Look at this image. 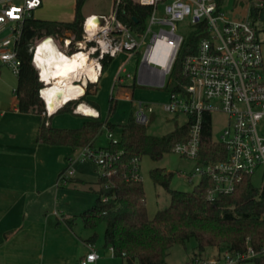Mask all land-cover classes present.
<instances>
[{
	"label": "built area",
	"instance_id": "2783aa9c",
	"mask_svg": "<svg viewBox=\"0 0 264 264\" xmlns=\"http://www.w3.org/2000/svg\"><path fill=\"white\" fill-rule=\"evenodd\" d=\"M122 1L115 0L114 9L108 15L85 16L82 38L74 43L70 37L63 39L65 51L51 37L42 42L51 40L57 49L68 56L84 53L89 61H95L94 79L84 76L83 80L74 81L77 85L82 84L84 90L98 84L105 74L103 60L110 58L111 65L120 56L125 58L117 66L111 92L113 98L115 93H122L124 100L133 101L137 85L167 90L169 101L164 104V111L185 115L189 127L187 141L177 143L172 152L195 163V171L188 177L191 183L196 178L199 182L207 179L211 183L207 190L209 201L214 202L219 196L233 194L244 179L252 180L257 174L261 177L260 188L264 189V55L256 23L248 19H228L219 10V0H138V4L150 8L151 13L146 18L144 28L135 31L119 17ZM42 5L43 0H23L20 5L0 1V62L16 77L21 66L16 48L23 25ZM187 19L191 20L192 31L198 32L199 39L194 53L182 60L181 74L184 81L176 84L171 76L187 40L177 32L176 24ZM38 46L31 50L34 65ZM71 46L75 52L69 54L67 50ZM136 54H140V61L137 75L133 76L127 66ZM36 69L43 83L39 96L45 105L44 115L50 118L66 104L54 113L49 111L43 96L48 84L42 81V73ZM129 80L132 81L128 84ZM175 85H179L181 90H168ZM84 96L85 93L70 102H79ZM78 108L79 105L74 113L86 116L78 112ZM153 114L154 109L150 104L138 102L134 120L139 125L149 126ZM214 114L227 117V125L220 140L215 141L212 137L213 142L224 146L226 156L221 160L208 161L202 157V134L208 118L212 136ZM89 117L99 118L100 115L97 112ZM107 137L113 144L119 141L110 131ZM89 161L102 168L101 176L118 172L114 166L116 158L109 149L87 146L75 150L69 156L67 167L57 184L65 185L67 180L75 176L74 166ZM140 162V158L133 157L123 167L122 175L127 180H141ZM110 251L114 255L113 248ZM256 255L254 249L249 247L244 253L226 251L223 261L219 257L211 260L195 259L194 264H242ZM100 258V254L92 250L79 264H97Z\"/></svg>",
	"mask_w": 264,
	"mask_h": 264
},
{
	"label": "trees",
	"instance_id": "16d2710c",
	"mask_svg": "<svg viewBox=\"0 0 264 264\" xmlns=\"http://www.w3.org/2000/svg\"><path fill=\"white\" fill-rule=\"evenodd\" d=\"M85 1L76 0L74 19L70 22L42 20L33 15L25 21L16 48L21 61L16 88L18 108L22 113L42 116L37 137L39 143L77 150L94 146L96 137L104 128L120 135L117 144L110 143L107 147L116 158L114 166L118 170L117 174L100 176V189L94 206L67 219L68 227L73 229L78 219L86 229L93 231L105 225L104 247L113 248L114 257L122 259L126 264H167L170 250L174 246H185L193 239L197 242L201 255L209 248L244 253L252 247L257 255L248 261L251 264H264V189L256 188L251 178L244 179L233 194L219 196L211 202L207 199V190L211 187L207 179H202L191 192L177 191L170 188L172 173H166L160 168L153 169L150 172L151 179L156 185L166 189L171 197V204L151 219L142 181L127 180L122 175L123 167L133 157L141 160L143 156H149L152 160L159 161L165 154L172 152L177 143L187 141V123L157 137L148 134V126L137 124L134 118L125 125L116 126L102 121L101 117H91L80 128L66 129L53 127L49 123L51 117L43 116L45 105L39 96L43 83L33 64L31 50L48 37L53 38L63 51V39L70 37L73 43L80 40L84 20L81 9ZM249 1L251 20L264 21V0ZM218 2L221 3V0ZM259 4L261 5L258 6ZM150 13V8L140 6L135 0H123L119 17L133 30L141 31ZM198 39V32H194L182 47L179 61L172 73L176 84L184 81L181 74L182 60L194 53ZM74 52L73 46L67 50L69 54ZM102 63L106 72L111 63L110 58L107 57ZM168 90L180 91L181 88L175 85ZM89 94L88 88L79 102H70L57 113H74L75 106L82 103ZM91 105L96 108L94 103ZM115 108L111 98L109 114ZM208 120L207 118L202 134V157L208 161L224 159L226 150L223 145L212 141ZM71 181L69 179L61 186H67ZM104 198L108 200L104 201ZM96 240L95 233L85 242L95 245Z\"/></svg>",
	"mask_w": 264,
	"mask_h": 264
},
{
	"label": "crops",
	"instance_id": "0c3cea01",
	"mask_svg": "<svg viewBox=\"0 0 264 264\" xmlns=\"http://www.w3.org/2000/svg\"><path fill=\"white\" fill-rule=\"evenodd\" d=\"M0 1L16 5L23 3V0ZM3 68L7 67L0 62V264H79L96 246L85 242L91 235L80 237L74 228L68 227L67 219L87 209L73 215L71 212L77 211L69 209L66 190L68 187L77 189L78 185H87L88 193H97L99 180L96 183L98 190L84 182L77 173L67 186L57 184L60 173L67 167V159L75 149L37 141L42 116L20 112L17 84L12 91L9 90L10 86L2 78ZM102 78L98 84L88 87L90 94L82 101L98 112L101 119V112L91 105L88 98L97 93ZM56 114L51 116L49 123L55 128H62L58 120L54 125ZM95 202H79L77 208L93 207ZM101 259L102 256L99 261Z\"/></svg>",
	"mask_w": 264,
	"mask_h": 264
},
{
	"label": "rangeland",
	"instance_id": "374dc122",
	"mask_svg": "<svg viewBox=\"0 0 264 264\" xmlns=\"http://www.w3.org/2000/svg\"><path fill=\"white\" fill-rule=\"evenodd\" d=\"M115 0H86L81 13L83 17L90 14H110L114 9ZM138 2V0H135ZM43 6L34 13L35 18L49 21H70L75 14L76 0H44ZM257 4V3H255ZM251 3L249 0H221L219 3V10L225 17L231 20H251L250 18ZM162 6L159 10L162 12ZM252 21V20H251ZM256 27L258 29L259 38L262 42V49L264 55V21H256ZM177 32L186 38H189L194 34L192 31L191 20L187 19L184 22H178L176 24ZM74 46V45H73ZM124 56H120L116 59L114 64H111L108 70L105 72L98 90L92 88V91H96L95 95L88 98L95 104L97 110L101 112L102 121L111 123L116 126L127 124L132 118H134L137 103L144 102L151 104L154 109V114L151 117V123L147 127L148 134L152 136H163L176 128H179L187 123V117L185 115H174L164 111L163 106L169 101V93L167 90H159L155 88H147L137 85L134 89L135 95L133 101H126L123 99V94H114V98L111 95L113 84L115 81L117 66L124 59ZM140 61V54H136L131 62L127 66V70L133 76L137 75L138 63ZM2 78L10 86L9 90L12 91L17 84V77L8 69L3 68ZM173 78V76H171ZM132 80H129L128 84ZM111 98L115 103V110L112 114H109ZM83 104V103H82ZM85 104V103H84ZM80 105V104H79ZM86 105V104H85ZM78 105L75 106L77 109ZM58 120V125L66 129H77L82 127L84 122L88 119L84 118L80 114L76 113H57L54 118ZM227 125V117L223 114H214L212 120V137L215 141L220 140L223 130ZM74 127V128H72ZM118 131V130H116ZM109 130L104 128L103 131L96 137L94 146L96 148H107L110 146V140L107 137ZM115 138L120 139V135L114 132ZM160 168L166 173H172V179L170 188L177 191L191 192L194 187L199 183V179H194L191 183L188 177L195 171V163L188 159L182 158L180 155L170 152L163 156L159 161L152 160L149 156H143L140 162V177L145 188L147 209L149 218L154 216L161 210L166 209L171 204V197L169 193L160 185H156L151 179L150 172L153 169ZM74 169L79 177L83 179L87 184H91L95 190H98L96 183L103 173L101 167L93 162H86L84 164H76ZM252 183L256 188L261 187V177L257 174L253 177ZM88 186L78 185L77 189L74 187H68L66 190L67 198H69V209L74 214H80L82 211L92 207L87 206L83 210L77 208L79 202L96 201L98 194L95 192L88 193ZM92 203L90 205H92ZM79 207V206H78ZM74 231L80 237L92 236L96 233L97 240L95 243V250H97L102 259L97 264H126L120 258L114 257L110 248L104 247V231L105 225L99 226L95 231L86 229L83 226L81 220L76 221ZM88 236V237H89ZM226 249H209L206 253L200 254L197 248V242L193 239L189 241L185 246L176 245L169 253L167 258V264H192L193 260L198 258L202 260H211L219 257L224 260ZM242 264H251L250 261H244Z\"/></svg>",
	"mask_w": 264,
	"mask_h": 264
},
{
	"label": "bare ground",
	"instance_id": "6f19581e",
	"mask_svg": "<svg viewBox=\"0 0 264 264\" xmlns=\"http://www.w3.org/2000/svg\"><path fill=\"white\" fill-rule=\"evenodd\" d=\"M34 62L42 73V81L48 84L43 90V96L51 113L86 93L84 86L77 85L74 81L83 80L84 76L86 79L95 78V61H89L84 53L68 56L57 49L51 40L39 44ZM78 112L86 116L97 114L92 107L84 103L79 105Z\"/></svg>",
	"mask_w": 264,
	"mask_h": 264
},
{
	"label": "snow or ice",
	"instance_id": "6c2138e0",
	"mask_svg": "<svg viewBox=\"0 0 264 264\" xmlns=\"http://www.w3.org/2000/svg\"><path fill=\"white\" fill-rule=\"evenodd\" d=\"M12 13L10 12L9 15H11Z\"/></svg>",
	"mask_w": 264,
	"mask_h": 264
}]
</instances>
